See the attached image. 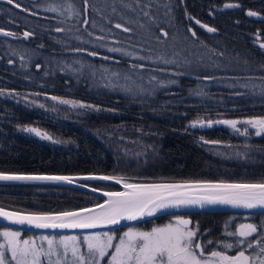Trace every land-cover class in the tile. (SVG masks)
I'll return each mask as SVG.
<instances>
[{
  "label": "trees",
  "instance_id": "1",
  "mask_svg": "<svg viewBox=\"0 0 264 264\" xmlns=\"http://www.w3.org/2000/svg\"><path fill=\"white\" fill-rule=\"evenodd\" d=\"M54 1L57 5H84V0ZM121 1L132 5L127 14L140 24L148 23L154 38L156 35L192 44L206 53L211 69L179 70L184 74L164 77L166 83L175 81L171 87L158 86L144 93L98 86L93 77L101 70L128 66L131 59H120L108 48L95 44L94 34L106 40H127L137 32L134 23L110 11L108 0H88L90 23L86 27L84 12L72 17L66 12H51L47 10V0H18L22 8L36 15L0 0V27L17 34H0V89L5 92L0 95V172L106 174L128 177L129 182L264 181V134L256 136L250 128L249 135L244 136L220 124L191 126L197 120L264 116V49L254 43L255 35L264 41V0H140L138 5L136 0ZM226 4L239 7L226 8ZM145 11L149 16L143 15ZM249 11L259 15L249 16ZM193 19L216 31L209 32ZM115 23L132 28V32L116 29ZM57 27L64 31H55ZM189 28L195 31V37ZM161 29L168 33L167 37ZM25 31L33 35L24 39ZM86 34L90 40L83 38ZM76 48L87 51H73ZM92 51L109 59L94 58L88 54ZM101 60L108 66L100 64ZM44 94L83 101L100 110L72 108L44 99ZM25 127L38 128L53 139L28 133ZM239 127L243 131L244 126ZM82 182L106 190L120 189L117 184L99 180ZM102 199L84 189L64 185L0 184V205L21 211L72 210ZM177 216L188 218L190 227H198L199 240L206 245L207 253L217 250L229 255L237 249L224 248V244L236 242L228 232H234L246 220L264 223V213L198 211L163 214L97 232L119 237L129 228L151 231ZM3 229L20 231L23 239L87 233L32 232L0 224Z\"/></svg>",
  "mask_w": 264,
  "mask_h": 264
},
{
  "label": "snow or ice",
  "instance_id": "2",
  "mask_svg": "<svg viewBox=\"0 0 264 264\" xmlns=\"http://www.w3.org/2000/svg\"><path fill=\"white\" fill-rule=\"evenodd\" d=\"M6 3L15 9H22L31 12V9L23 7L18 0H6ZM140 0H136L138 5ZM85 11L88 0H84ZM132 7V5H125ZM151 7V5H148ZM226 7H239L236 4H228ZM51 12H60L64 15L67 11L69 15H79L74 11L72 3L67 4V8L58 7L51 4L48 9ZM116 12V8H112ZM145 17L149 12L143 13ZM249 16H257L259 13L248 12ZM192 19V17H189ZM88 19L83 20L87 25ZM196 24H201L199 20ZM94 24V21H93ZM209 32H215V28L202 25ZM116 29H121L124 33L132 32V28L122 23H115ZM57 32L64 31L57 27ZM165 37L168 33L161 29ZM193 37L196 33L189 28ZM0 34L9 37H16L12 31H6L0 27ZM33 35L32 32L25 31L22 34L24 39ZM91 35V34H90ZM79 39V37H78ZM103 40L104 37H97ZM264 48V44L260 45ZM76 52L87 51L83 48L73 49ZM111 52H123L124 55H133L124 49L112 47ZM90 56H98L99 53L92 51ZM145 59L146 57H139ZM24 57L21 56V60ZM109 59V57H104ZM151 59V57H147ZM157 59L164 64L175 63L174 60L165 59L163 55ZM9 63H13L9 60ZM39 69L41 66L36 65ZM133 68L144 69V64L132 65ZM104 69L102 78H119L118 72H111ZM128 79V77H125ZM204 79H212L204 77ZM264 79V77H261ZM160 87H165L163 80H158L156 76L151 77ZM167 83H175L168 81ZM131 91V89H126ZM143 92L145 89L139 88ZM4 90L0 89V95ZM199 94V93H197ZM264 95V88H261ZM52 100L61 104L70 105L72 108L93 109L99 111V107L86 104L83 101L67 100L52 96ZM43 107V105H40ZM214 123L229 125L233 130L241 135H249V129H253L256 136L264 134V116H253L243 120H223V121H202L192 122V127H210ZM238 125H243L241 131ZM24 131L34 133L42 138L52 140L53 138L46 132L38 128L25 127ZM203 140V138H201ZM59 142V141H54ZM204 143L217 144L219 141H204ZM100 180L114 181L122 184L125 191H105L102 192L103 203H97L92 207L79 208L65 211H39V212H19L0 207V218L17 224L33 225L39 229H82L91 230L103 225H116L122 220H136L140 216L152 215L153 213L169 208L205 204H227L233 207H243L253 209L264 207V181L260 182H229L226 180H185L176 183H130L129 178L118 175H97L88 174L81 177L68 175H33L23 173L0 172V181H58L72 184L77 180ZM82 187H88L82 185ZM93 192H101V189H92ZM200 193V194H196ZM191 221L183 216H177L174 222L162 227H154L151 231H140L129 228L123 235L116 237L113 233L91 231L82 237L77 235L55 236L42 235L38 238L21 239L20 231L10 229L0 230V264H103L107 259V264H264V223L257 225L253 223H242L234 232L227 235L235 237L236 242L224 244L225 249H237L234 255H229L227 251L213 250L210 253L205 251L206 245L199 240L198 227H190ZM212 241H208L211 244ZM251 250V251H249Z\"/></svg>",
  "mask_w": 264,
  "mask_h": 264
},
{
  "label": "rangeland",
  "instance_id": "3",
  "mask_svg": "<svg viewBox=\"0 0 264 264\" xmlns=\"http://www.w3.org/2000/svg\"><path fill=\"white\" fill-rule=\"evenodd\" d=\"M47 1H48V7L51 4L57 5V2L54 0L52 1L47 0ZM108 2L110 4V7H109L110 11L113 12L112 8L115 7L116 12L114 13L116 14V16L127 19L130 21V23H134L137 27V32L132 38L130 37L131 39H127V40H123V39L121 40L119 38H110L106 40L105 36L94 34V36L92 37L93 42L97 45H101L103 49L104 47L108 49L112 47H117V48L124 49L127 52L133 53V55L129 56V55H124L123 52H111L110 51L113 55L120 57V59L123 57H129L131 59L130 60L131 62L128 66H125V65L122 66L121 64L115 65L116 67L115 70H111L110 68H105L109 70V73L106 75H110L111 72H118L119 78L112 77L110 80L104 79L102 78V75H105L104 69L103 71L99 70L101 73L93 77V80L96 82V85L98 86L102 85V86L108 87L109 89L119 90L120 92H125V93L141 92L139 91V88L142 87L143 89H145V91H143L144 93V92H149L150 90L155 91L159 86L155 81H151L152 76H156L158 80L164 81L165 80L164 77L166 76H168V79H169L175 74H178V73L184 74V73H181V71L179 72V70H183V69H196L197 70V69H204V68L211 69L212 65H211L210 59H208V56L206 55V53H204L202 50H200L196 46L192 44H184V43H179L177 41L172 42L166 39H161L156 35H155L156 38H154L152 35V31L149 28L150 26H148V23L140 24L138 21L131 19V17L128 15L129 12L131 11H129L130 10L129 7L125 6L127 5L126 2H122L121 0H108ZM57 6L58 7L62 6L63 9L67 8V4L65 3H61V5H57ZM88 7H89V3L87 6V10L85 11V5L74 6V11H78L80 15H82L84 12V18H86L88 17V12H89ZM65 12L68 13L67 11ZM72 16L74 15H71L70 17ZM88 21L90 23V19ZM88 24L84 25V27L88 26ZM76 37L78 38V35H76ZM97 37H104V39L99 40L97 39ZM79 38H81L83 41H84L83 38H85V40L87 39L90 40V37L88 34L83 35V38L79 36ZM254 43L260 46L261 44H264V41H261L260 36L255 35ZM161 55H163L165 59L174 60L175 63L164 64L162 61L157 59V57ZM141 56L146 57V58L140 59L139 57ZM147 57H151V59H147ZM94 58H102L103 60H107V59H104V57L100 55L95 56ZM103 60H101L100 64L104 66H108V64L102 63V62H105ZM139 64H144L145 68L139 69L138 67L137 68L132 67V65H139ZM125 77H128V79H125ZM171 84L173 83H166L165 88L171 87ZM126 89H131V91H128ZM10 94L11 93L7 95H10ZM42 97L44 99H48L55 103L61 104L59 103V101L52 100L51 99L52 96L49 94H44L42 95ZM23 98L27 99V97H23ZM67 106H70V105H67ZM223 120H226V119H220L216 121H223ZM216 124L225 125L226 127H229L230 129H232L229 125H226L223 123H214L212 126ZM175 218L176 217H174L171 222H174ZM185 219H188V218H185ZM243 223H252V221L246 220ZM121 235H123V233ZM20 238L23 239L22 236ZM29 238H35L37 239V242H39L38 240L39 237H29ZM2 242H3V238L0 237V243ZM105 264H107V259H106Z\"/></svg>",
  "mask_w": 264,
  "mask_h": 264
},
{
  "label": "water",
  "instance_id": "4",
  "mask_svg": "<svg viewBox=\"0 0 264 264\" xmlns=\"http://www.w3.org/2000/svg\"><path fill=\"white\" fill-rule=\"evenodd\" d=\"M228 5V4H226ZM225 5V7H226ZM228 8V7H226ZM85 19H88V17H86ZM194 21H196L195 19H193ZM198 25V24H197ZM202 25H206L204 23L199 24L198 26L203 27ZM209 26V25H208ZM210 27V26H209ZM205 28V27H203ZM207 30V28H205ZM7 173H14V172H7ZM23 174H33V175H68V176H73V177H81V176H85L88 174H46V173H23ZM100 175V174H97ZM106 175V174H103ZM83 179L77 180L72 184H68L66 182H58V181H0V184H22V183H46V184H57V185H64V186H70V187H75V188H81L84 189L86 191H89L91 193H94L100 197H102V201H100L99 203H103V200L106 199V197H103L102 192L105 191H125V189L123 188L122 184H117L114 181H103V182H108V183H112V184H117L120 186V189H112V190H106V189H101V188H96L93 186H90L84 182ZM100 181V180H99ZM185 180H177V181H151V182H130V183H176V182H182ZM216 181V180H214ZM229 182H239V181H229ZM255 183V182H252ZM82 185H87L88 187H82ZM101 189V192H93L92 189ZM196 194H200V193H196ZM97 204V203H96ZM95 205V204H93ZM93 205L90 206H85V207H92ZM5 209L8 210H13V211H19V212H30V211H21V210H17V209H12V208H7L4 206H1ZM85 207H81V208H85ZM79 209V208H77ZM72 210H76V209H72ZM198 211H221V212H229V213H264V207H256L253 209H247V208H243V207H233L231 205H227V204H205L203 207H200L199 205H192V206H182L179 208L176 207H169L160 211H157L155 213H153L152 215H144V216H140L138 217L136 220H122L119 224L116 225H103L100 226L96 229H91V230H82V229H39L36 228L33 225H28V224H17V223H13L11 221H8L4 218H0V224L8 226V227H13V228H17V229H21V230H26V231H32V232H43V233H80V232H91V231H100V230H108V229H113V228H119V227H124L130 224H134V223H138L140 221L149 219V218H153L156 216H160L163 214H169V213H184V212H198Z\"/></svg>",
  "mask_w": 264,
  "mask_h": 264
}]
</instances>
